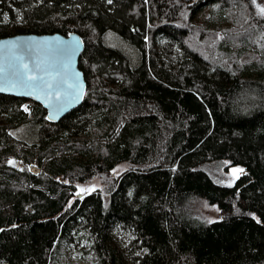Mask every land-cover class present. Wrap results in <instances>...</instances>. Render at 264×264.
I'll return each instance as SVG.
<instances>
[{"label": "trees", "instance_id": "1", "mask_svg": "<svg viewBox=\"0 0 264 264\" xmlns=\"http://www.w3.org/2000/svg\"><path fill=\"white\" fill-rule=\"evenodd\" d=\"M253 1L0 0V39L80 34L88 85L58 123L0 94V264H73L66 249L83 242L77 255L94 264H264V18ZM20 127L30 139L12 135ZM217 162L243 170L231 186L206 171ZM94 178L104 188L78 198ZM202 202L219 219L199 218Z\"/></svg>", "mask_w": 264, "mask_h": 264}, {"label": "water", "instance_id": "2", "mask_svg": "<svg viewBox=\"0 0 264 264\" xmlns=\"http://www.w3.org/2000/svg\"><path fill=\"white\" fill-rule=\"evenodd\" d=\"M84 50L85 41L77 32L1 38L0 94L38 103L45 109L47 120L58 123L84 102L88 87L80 68ZM28 76L36 79L28 80ZM13 164L20 170L23 168L20 160L12 159L9 165ZM28 169L34 175L41 173L36 164L29 165ZM240 173L231 170L236 178ZM90 193L78 196L82 198Z\"/></svg>", "mask_w": 264, "mask_h": 264}, {"label": "rangeland", "instance_id": "3", "mask_svg": "<svg viewBox=\"0 0 264 264\" xmlns=\"http://www.w3.org/2000/svg\"><path fill=\"white\" fill-rule=\"evenodd\" d=\"M254 8L256 11V14L264 18V13H261L260 9L264 8V0H254ZM11 133L13 136L22 138V139H30L27 137V132L24 127H20L17 129L11 130ZM12 167H17L16 165ZM128 166L123 164L116 169V173L119 174L122 170L127 169ZM206 171L210 174V176L219 184L226 185V186H231L235 178L231 174V169L229 171L224 170V163L223 162H217L211 165H208L205 167ZM104 188V181L102 178H94L90 181L84 182L82 184L77 185V190L75 191V194H84L85 192H95L98 190H101ZM81 189H85L86 191H81ZM76 196V195H75ZM86 196V195H85ZM84 196V197H85ZM82 197V198H84ZM78 198H81L78 196ZM74 200V199H73ZM72 200V201H73ZM196 214L198 215L199 218H201L203 221L206 222H213L219 219L220 217V210L218 206H211L207 202H202L198 205L196 209ZM116 241L117 243L122 246L125 244L126 237L124 234L121 233H116ZM90 243H82L80 245H70L66 249V255L63 257L64 262H71L73 264H94L93 259L91 257H88L87 260H80V255H77V251L81 249H88Z\"/></svg>", "mask_w": 264, "mask_h": 264}, {"label": "snow or ice", "instance_id": "4", "mask_svg": "<svg viewBox=\"0 0 264 264\" xmlns=\"http://www.w3.org/2000/svg\"><path fill=\"white\" fill-rule=\"evenodd\" d=\"M109 2H111V0H109ZM261 13H264V8L260 9ZM25 67H27V65H25ZM28 80H35L36 77L35 76H28L27 77ZM242 169H233V172H242ZM81 191H86L85 189H81Z\"/></svg>", "mask_w": 264, "mask_h": 264}, {"label": "bare ground", "instance_id": "5", "mask_svg": "<svg viewBox=\"0 0 264 264\" xmlns=\"http://www.w3.org/2000/svg\"><path fill=\"white\" fill-rule=\"evenodd\" d=\"M79 193H77V196H78Z\"/></svg>", "mask_w": 264, "mask_h": 264}, {"label": "flooded vegetation", "instance_id": "6", "mask_svg": "<svg viewBox=\"0 0 264 264\" xmlns=\"http://www.w3.org/2000/svg\"><path fill=\"white\" fill-rule=\"evenodd\" d=\"M16 165V164H13V166Z\"/></svg>", "mask_w": 264, "mask_h": 264}]
</instances>
